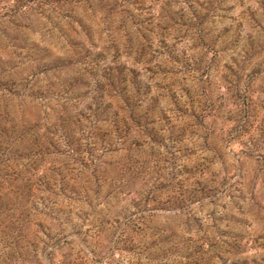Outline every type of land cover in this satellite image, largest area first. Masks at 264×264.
I'll use <instances>...</instances> for the list:
<instances>
[{"label":"trees","instance_id":"1","mask_svg":"<svg viewBox=\"0 0 264 264\" xmlns=\"http://www.w3.org/2000/svg\"><path fill=\"white\" fill-rule=\"evenodd\" d=\"M40 1L17 0L8 9L0 6L1 49L10 50L0 57V233L4 234L0 239L35 244L29 232L37 238L51 231L56 221L61 222L60 233L49 238L56 241L50 249L45 244L48 255L61 254V246L74 244L71 238L76 235L92 253L95 242L105 239L110 241V252L121 249L137 264H237L235 259L250 243L229 230L236 222L217 218L215 211L199 219L187 209L193 205L217 209L223 203L230 206L233 199L239 210L258 207L264 212V204L257 201V178L250 180L240 159L235 161V174L228 168L217 170L214 157L223 159L232 151L221 149L213 138V126L220 118L213 108L215 98L199 92L195 83L190 88H181L180 81L173 84L169 69L193 64L200 73L215 70L220 49L233 37L219 38L213 30L224 17L219 11L226 0H47L46 7ZM65 1L64 9L51 7ZM46 12L55 19L47 32L35 33L26 22L28 14L45 20ZM240 22L254 31L260 23L258 13L245 12ZM54 36L66 38L57 58L49 47ZM179 37L187 41L182 52L170 44ZM52 62L62 65L49 67ZM190 76L191 83L202 79ZM166 100L176 106L165 110L161 104ZM243 105L245 113L253 106L248 85ZM227 121L234 124L227 126L228 132L241 138L245 120ZM194 128L204 131L198 137L203 156H197L198 164L192 167L198 182L186 198L169 177L165 182L155 178L148 191L127 184L129 178L142 181V176L159 174L154 151L166 133ZM116 154L120 159L113 157ZM243 154L256 160L249 152ZM200 158L206 162L200 164ZM119 196L130 198V211L100 217L98 201ZM173 206L184 214L174 220L181 221L178 229L161 221L169 220L165 211ZM84 211H92L94 234L91 224L87 233L76 231L73 216ZM11 253L9 248L0 256L9 260Z\"/></svg>","mask_w":264,"mask_h":264},{"label":"rangeland","instance_id":"2","mask_svg":"<svg viewBox=\"0 0 264 264\" xmlns=\"http://www.w3.org/2000/svg\"><path fill=\"white\" fill-rule=\"evenodd\" d=\"M15 2H17V0H0V6L8 9V7L14 5ZM47 3V0L40 1V5L44 4L42 7H46ZM65 3L67 4L66 1L58 4L54 3L51 7L57 10L64 9L66 6ZM150 5L152 4L148 2L147 6ZM220 5H222L223 12L219 11V15H223L224 17L220 18L214 25L213 30L217 33L215 35L220 38L224 35L228 36L232 34L233 37L228 45L222 46L223 49H220L221 51L218 56L219 61L217 66H214L215 70L211 69L207 72L203 70L205 67H201L203 70L201 72L203 73H200L195 71V68L200 67H195L193 64L189 67H169L170 71L174 73V78L171 82L179 85L178 83L180 81L181 88H183V85H187L190 88L195 83L200 85L199 92H202L203 90L205 92L207 91L209 95L215 98L214 101L216 102V105L214 104L213 108L214 110L217 109L216 111H218L220 118L213 126L216 134L213 138H216L221 149L230 148L232 151L230 154H223V159L214 157V161L218 162L216 165L217 170H226L228 168L229 173L235 174L234 164L236 159H240L242 163L241 166L250 172V180L257 178L255 179V183L257 184L255 186L256 192L259 196L257 201L264 204V64L261 66L258 65L261 64L260 62L264 59V3L261 4V0H240L237 4H234L233 0H226L223 4L220 3ZM220 5L219 7H221ZM224 11L228 12L224 13ZM252 11L258 13L260 21V23L255 25L256 27L254 31L248 30L245 28V25L240 22L241 17L245 12L251 13ZM44 15L48 17L47 12ZM51 18L55 19V16H49L45 20H41L35 13H30L28 14V18H26V22L32 25V29L35 33L44 34L51 26ZM37 20H40L42 24L39 25L36 23ZM237 22L238 24H236ZM226 31H229V33L227 34ZM7 35L11 36V33ZM38 38L39 37L36 36L35 39ZM228 38L230 37L228 36ZM65 39L66 38L64 37L60 38V36L59 38L54 36L50 39L51 46L49 47H51L55 58L61 56L60 50L62 49L63 51L64 49ZM186 43V39H183L182 37H179L175 41L170 40V44H175L178 52L186 50ZM1 47L2 44L0 40V57L10 52L8 48L2 50ZM189 54L192 55L193 52H190ZM201 57L202 55H199L198 53L199 61ZM64 64L66 65V62ZM60 65H62L61 62H52L49 67H60ZM224 65H229L230 67H224ZM161 71H163V69ZM202 74H205V77L201 76ZM190 75L201 77L202 79L199 81L200 84L197 80L191 83L189 80V77H191ZM167 83L168 81H166L165 84ZM247 85L249 86L250 94L253 99V106L252 109H248L245 113V107L243 105V89ZM218 96L220 99L217 98ZM161 106L166 110L168 109L167 107H170L171 109L176 106V103L173 104L171 101L169 103V100H166L164 102L162 101ZM178 117L177 114L175 118ZM230 118L237 121H241L242 119L245 120V125L243 126V128H245V133H242L243 135H241V138L234 137L231 132H228L229 130L227 126L234 125L233 122L230 123L227 121ZM174 123H176V125L178 124L175 119ZM203 129L206 130L205 128ZM176 130L177 133H166L162 143L157 147V150L154 151V154L158 157L157 160L159 161V168L156 169L159 174L151 175L150 178H148V175L142 176V181L140 179L129 178L127 184L134 189L138 190L142 187L143 190L148 191L151 185L150 183H153L155 178L159 181L165 182V178L169 177V179L173 180L175 186L181 187L178 193H181V195H184L186 198L188 191L193 189L191 185L194 186L198 182V180L193 179L194 175L192 174V167L197 162V156H203V153L200 152V149L203 148L201 145L202 141L198 137L203 136L204 131L200 128L187 130L186 133L180 132L181 130L179 129ZM194 131L196 136H194ZM213 146L217 147L215 144ZM145 149L148 150L147 147H145ZM246 152H249V154H251L252 157H255L256 160H251L250 157L248 158L244 156L243 153ZM150 154L151 152L148 151V155ZM113 157L115 159H120L121 154H116ZM201 159L202 158H200V164H204L206 161ZM171 168L174 169V172H172L174 174L172 175L169 174ZM258 172L260 173L259 175H257ZM201 179L203 178L201 177ZM146 181H149L147 186L144 185ZM261 181H263V184ZM109 190L110 189H108V192ZM233 195L239 196L238 194ZM131 198H136V195H133ZM118 199L116 197H113V199L101 198L98 202H102V205L98 210L96 209L97 212L102 213L100 217H103L102 215L104 214L122 216L124 213H128L131 208L130 198H120L119 196ZM237 203L238 202L232 199L230 206H226L223 203L220 204L217 209H214V207L203 208L199 205H193L191 208H188L187 211H193V213L197 214L199 219H205L207 215L215 211L217 218L224 219V221L228 219V221L233 223L236 222V226L233 225L229 230L239 233L240 237H244V241H249L250 243L245 252L235 259L236 263L264 264V212L260 211L258 207H249L239 210V204ZM222 207L225 208L223 209ZM167 209L168 210L165 211V217L168 216L169 220L166 221L165 219H161L162 223L164 225L170 224L178 229L179 226H182L181 221L174 222V220L178 218L177 215L184 214L180 213L179 208H176L175 206ZM91 213L92 211H84L73 216L74 222L76 221L78 224L76 231L82 230L87 233V227L91 224L93 230L89 231L94 234L96 227L92 224L91 218L93 217H91ZM221 216H223V218ZM63 220L64 218H62L61 221ZM60 224L61 222L55 221L51 226V231L46 230L39 233L38 236L35 233L37 238L29 232V237L36 241L35 244L37 246L32 241H19L15 243L11 240L2 241L0 239V253L9 248L12 249L9 260L4 261L0 256V264H137L136 258H130L128 254L123 251L121 252V249L119 251L110 252V241H106L105 239H101V243L95 242L94 250H96V252L92 253L91 247L83 245L80 242L81 239L79 236L76 235L73 236L74 238H71L74 240V244L65 243L63 244V247L61 246V254L59 253L56 256L48 255L50 250L47 252L45 251V244L48 245L49 249L53 244H56V241L50 242L49 238L60 233ZM221 229L229 231L225 226H221ZM71 230L72 229L69 228L67 232L73 235V231ZM3 235L4 234L0 233V238L3 237ZM61 238L64 239V237ZM36 253H38L39 256L34 257L36 256ZM112 253H114V256H111ZM156 264H158V262H156ZM226 264H231V262L227 261Z\"/></svg>","mask_w":264,"mask_h":264}]
</instances>
